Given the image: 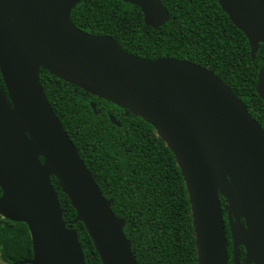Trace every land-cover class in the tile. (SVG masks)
<instances>
[{"label":"water","instance_id":"95a60500","mask_svg":"<svg viewBox=\"0 0 264 264\" xmlns=\"http://www.w3.org/2000/svg\"><path fill=\"white\" fill-rule=\"evenodd\" d=\"M123 1L138 7L152 28L167 19L160 0ZM78 2L0 0V73L12 106L0 100V218L28 227L33 258L25 263L85 264L76 231L63 221L50 184L54 177L101 264H138L123 221L49 105L40 68L156 129L185 181L198 264H228L220 196L228 204L232 264H240L239 246L246 264H264V131L207 69L171 58H138L111 37L77 29L70 11ZM218 4L245 36L253 60L264 45L263 0ZM256 92L264 102V65Z\"/></svg>","mask_w":264,"mask_h":264},{"label":"trees","instance_id":"16d2710c","mask_svg":"<svg viewBox=\"0 0 264 264\" xmlns=\"http://www.w3.org/2000/svg\"><path fill=\"white\" fill-rule=\"evenodd\" d=\"M160 1L167 19L157 28L148 26L141 10L123 0H79L70 11V21L84 33L111 37L135 57L171 58L207 69L232 90L264 131V102L256 92L264 45L258 46L252 60L245 36L229 21L218 0ZM38 71L44 94L64 132L110 202L112 213L123 221L122 231L137 263L198 264L185 181L174 154L156 129L130 112L116 116L118 106L40 68ZM0 100L12 109L1 73ZM91 102L96 103V113ZM108 114L118 120L119 128ZM50 184L66 228L77 233L85 264H101L84 226L74 222L76 213L54 177ZM219 199L228 264H232L228 204L222 196ZM240 222L244 227L242 219ZM237 257L243 264L246 257L241 246ZM0 258L4 264L32 260L31 238L24 223L0 218Z\"/></svg>","mask_w":264,"mask_h":264},{"label":"flooded vegetation","instance_id":"af4514ba","mask_svg":"<svg viewBox=\"0 0 264 264\" xmlns=\"http://www.w3.org/2000/svg\"><path fill=\"white\" fill-rule=\"evenodd\" d=\"M90 106H91V109L94 111V113H96V111H95V108H96V103L95 102H91L90 103ZM120 108V107H119ZM116 116H119V117H121V116H127L129 113H128V111H126V110H124V109H122V108H120V109H117L116 110ZM108 116H109V119H110V121H111V123L115 126V127H120V124H119V122H118V120H116V118L115 117H112V115H110V114H108ZM112 119V120H111ZM40 160V159H39ZM241 223V222H240ZM226 236V235H225ZM226 247H227V245H226ZM233 248V247H232ZM228 258V257H227ZM232 260H233V251H232ZM240 263V262H239ZM241 264V263H240ZM243 264H246V261H244V263Z\"/></svg>","mask_w":264,"mask_h":264},{"label":"rangeland","instance_id":"374dc122","mask_svg":"<svg viewBox=\"0 0 264 264\" xmlns=\"http://www.w3.org/2000/svg\"><path fill=\"white\" fill-rule=\"evenodd\" d=\"M0 264H4V263L2 262V260H1V258H0Z\"/></svg>","mask_w":264,"mask_h":264}]
</instances>
